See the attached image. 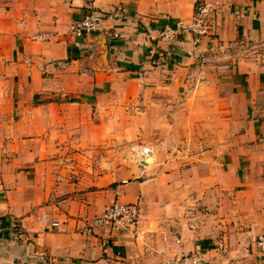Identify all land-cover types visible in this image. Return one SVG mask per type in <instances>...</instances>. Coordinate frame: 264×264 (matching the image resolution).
I'll list each match as a JSON object with an SVG mask.
<instances>
[{
    "label": "crops",
    "instance_id": "crops-1",
    "mask_svg": "<svg viewBox=\"0 0 264 264\" xmlns=\"http://www.w3.org/2000/svg\"><path fill=\"white\" fill-rule=\"evenodd\" d=\"M206 2L209 36L177 29ZM95 10L119 39L70 35ZM133 101L153 154L116 185L79 164ZM116 201L131 230L94 224ZM260 237L264 0H0V264H264Z\"/></svg>",
    "mask_w": 264,
    "mask_h": 264
},
{
    "label": "built area",
    "instance_id": "built-area-1",
    "mask_svg": "<svg viewBox=\"0 0 264 264\" xmlns=\"http://www.w3.org/2000/svg\"><path fill=\"white\" fill-rule=\"evenodd\" d=\"M217 8L206 2L198 6L194 18L189 23L180 22L177 29L182 32L192 34L197 38L209 36L212 32L213 13ZM115 16L103 11H91L78 21L71 24L69 33L72 37L80 39L88 34H104L113 40L119 39L120 33L116 30H109L107 23L114 21ZM114 31V32H113ZM165 39H175V30L167 26L161 33ZM35 40L43 39L42 36L33 37ZM141 160L151 158L152 148L140 146L137 150ZM139 218V208L136 204H126L119 201L108 206L103 213L96 218L95 225H106L116 230H131L136 226ZM57 226V224H54ZM257 249L264 255V238L256 240ZM165 264H205L201 259L200 253L191 256H182L167 261Z\"/></svg>",
    "mask_w": 264,
    "mask_h": 264
},
{
    "label": "rangeland",
    "instance_id": "rangeland-1",
    "mask_svg": "<svg viewBox=\"0 0 264 264\" xmlns=\"http://www.w3.org/2000/svg\"><path fill=\"white\" fill-rule=\"evenodd\" d=\"M101 105L103 106L105 104L102 103ZM110 105H112V103ZM119 105L120 104L116 103V100H113L114 107ZM123 107L126 115L118 110V113H116L117 111L113 112V114L108 116V119L104 120L107 126L110 124L112 125L111 132H109L107 128H98V130L95 131L97 144L90 148V153L95 157V162L91 164L89 162L79 164V166L82 167H93L98 170L100 174L110 170L121 172L122 174L116 185L122 184L124 180L128 182L136 181L132 172L136 166L140 167L141 160L137 154V150L140 146H147L140 136V121L137 118L138 107L134 105V101L130 104H123ZM100 120L98 115L97 124ZM79 153L86 154V152L83 151ZM59 165L61 166L63 164H55V166ZM56 170L57 168H54L52 173L56 172ZM82 171L87 172L84 169H82ZM101 199V195H96L92 201L98 204L101 202Z\"/></svg>",
    "mask_w": 264,
    "mask_h": 264
},
{
    "label": "water",
    "instance_id": "water-1",
    "mask_svg": "<svg viewBox=\"0 0 264 264\" xmlns=\"http://www.w3.org/2000/svg\"><path fill=\"white\" fill-rule=\"evenodd\" d=\"M142 163H144V162H142Z\"/></svg>",
    "mask_w": 264,
    "mask_h": 264
}]
</instances>
